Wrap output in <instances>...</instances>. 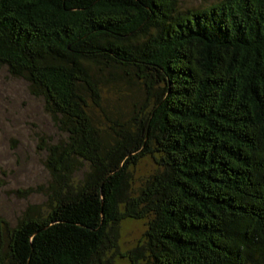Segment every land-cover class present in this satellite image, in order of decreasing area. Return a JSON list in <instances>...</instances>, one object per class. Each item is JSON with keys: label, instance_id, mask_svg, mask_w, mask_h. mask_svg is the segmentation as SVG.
I'll return each mask as SVG.
<instances>
[{"label": "trees", "instance_id": "trees-1", "mask_svg": "<svg viewBox=\"0 0 264 264\" xmlns=\"http://www.w3.org/2000/svg\"><path fill=\"white\" fill-rule=\"evenodd\" d=\"M2 67L67 137L42 147L47 211L0 217V264H264V0H0ZM128 79L145 96L107 142L90 100Z\"/></svg>", "mask_w": 264, "mask_h": 264}, {"label": "rangeland", "instance_id": "rangeland-1", "mask_svg": "<svg viewBox=\"0 0 264 264\" xmlns=\"http://www.w3.org/2000/svg\"><path fill=\"white\" fill-rule=\"evenodd\" d=\"M218 0H180L181 8L205 7ZM97 102L90 100V115L102 137L112 141L111 126L115 121L127 122L144 99L143 84L137 79L107 82ZM67 135L45 110L42 97L31 94L28 82L15 77L6 67L0 68V217L9 227L30 211L45 213L48 209L47 189L52 181L46 167V143L66 139ZM154 164L144 157L133 171L138 185L152 174ZM75 175L82 178L84 171ZM146 229V221L129 220L120 227L119 249L127 251L136 245ZM8 239L6 228H0V252ZM115 264H128L117 259Z\"/></svg>", "mask_w": 264, "mask_h": 264}]
</instances>
